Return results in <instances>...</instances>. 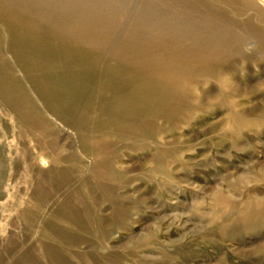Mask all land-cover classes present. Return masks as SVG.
<instances>
[{"label":"rangeland","instance_id":"rangeland-1","mask_svg":"<svg viewBox=\"0 0 264 264\" xmlns=\"http://www.w3.org/2000/svg\"><path fill=\"white\" fill-rule=\"evenodd\" d=\"M66 2L44 7L65 17ZM97 2L128 22L154 3ZM214 2L245 39L236 71L191 82L187 119H161L155 140L56 116L3 40L0 63L47 130L0 96V264H264V0Z\"/></svg>","mask_w":264,"mask_h":264},{"label":"bare ground","instance_id":"bare-ground-1","mask_svg":"<svg viewBox=\"0 0 264 264\" xmlns=\"http://www.w3.org/2000/svg\"><path fill=\"white\" fill-rule=\"evenodd\" d=\"M153 1L156 5L142 4L146 10L128 22L114 21L106 13L111 5L97 0L85 1L83 9L81 3L73 9L68 0L64 13L70 16L59 18L44 7L49 0H0V56L5 40L17 67L56 116L76 123L96 115L113 134L155 140L161 119L173 125L187 119L181 113L191 82L235 73L230 61L245 39L213 9L214 0ZM260 37L264 49V34ZM15 76L13 65L0 63L1 98L46 132L37 106L20 103L25 87ZM35 118L39 122L33 124ZM233 118L240 121L238 114Z\"/></svg>","mask_w":264,"mask_h":264}]
</instances>
